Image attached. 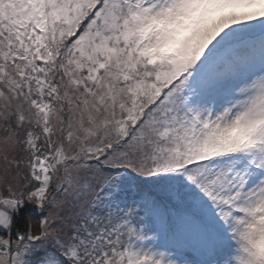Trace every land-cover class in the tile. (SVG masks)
Here are the masks:
<instances>
[{
	"label": "snow or ice",
	"instance_id": "1",
	"mask_svg": "<svg viewBox=\"0 0 264 264\" xmlns=\"http://www.w3.org/2000/svg\"><path fill=\"white\" fill-rule=\"evenodd\" d=\"M0 264H264V0H0Z\"/></svg>",
	"mask_w": 264,
	"mask_h": 264
}]
</instances>
